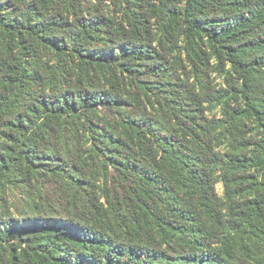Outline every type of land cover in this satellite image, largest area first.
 <instances>
[{
  "label": "trees",
  "instance_id": "trees-1",
  "mask_svg": "<svg viewBox=\"0 0 264 264\" xmlns=\"http://www.w3.org/2000/svg\"><path fill=\"white\" fill-rule=\"evenodd\" d=\"M0 264H264V0H0Z\"/></svg>",
  "mask_w": 264,
  "mask_h": 264
},
{
  "label": "rangeland",
  "instance_id": "rangeland-1",
  "mask_svg": "<svg viewBox=\"0 0 264 264\" xmlns=\"http://www.w3.org/2000/svg\"><path fill=\"white\" fill-rule=\"evenodd\" d=\"M217 191H218V194H219V195H222V191H223V189H222L221 184H218V185H217Z\"/></svg>",
  "mask_w": 264,
  "mask_h": 264
}]
</instances>
